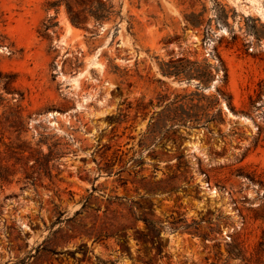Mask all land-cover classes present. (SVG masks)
<instances>
[{"label": "rangeland", "instance_id": "374dc122", "mask_svg": "<svg viewBox=\"0 0 264 264\" xmlns=\"http://www.w3.org/2000/svg\"><path fill=\"white\" fill-rule=\"evenodd\" d=\"M51 1L0 0V264H264V0Z\"/></svg>", "mask_w": 264, "mask_h": 264}, {"label": "trees", "instance_id": "16d2710c", "mask_svg": "<svg viewBox=\"0 0 264 264\" xmlns=\"http://www.w3.org/2000/svg\"><path fill=\"white\" fill-rule=\"evenodd\" d=\"M61 4L65 5L67 17L70 23L74 26H83L85 21L89 16L93 17L96 21H102L104 19H109L110 15L113 13L111 10V5H106L102 0H52L49 3L51 7H57ZM53 17H49L47 22L43 24V32H46L47 29L51 26L56 25V23H51L50 20ZM15 75L12 73H3L0 71V103L4 100L1 90L6 93H17L15 97V102H18L23 98L22 92L18 91L15 86ZM20 104L16 105V109H11L3 111L0 115V134L3 137V133L8 128H12L15 125H20L21 123V114H20ZM5 147L9 150L12 147L10 143L5 144ZM22 152V151H21ZM12 153H18L12 151ZM2 160L0 159V177L4 178L8 173H6L7 168L2 165Z\"/></svg>", "mask_w": 264, "mask_h": 264}]
</instances>
